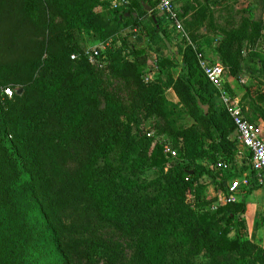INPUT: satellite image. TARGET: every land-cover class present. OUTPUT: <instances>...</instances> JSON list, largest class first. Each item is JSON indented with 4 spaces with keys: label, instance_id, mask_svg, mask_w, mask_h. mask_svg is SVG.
I'll use <instances>...</instances> for the list:
<instances>
[{
    "label": "trees",
    "instance_id": "obj_1",
    "mask_svg": "<svg viewBox=\"0 0 264 264\" xmlns=\"http://www.w3.org/2000/svg\"><path fill=\"white\" fill-rule=\"evenodd\" d=\"M113 1L0 0V264H47L49 255L51 264H122L121 242L65 233L58 215L79 207L85 223H111L130 238V264H264V248L247 234L245 203L207 198V180L228 195L231 176L216 164L234 166L240 145L198 59L208 45L227 77L246 70L264 79V51L256 50L264 42V0H250L241 26L227 13L236 0L194 1L184 24L190 41L165 28L153 0L117 8ZM220 5L225 26L216 21ZM127 28L134 33L118 45ZM93 42L110 43L103 56L110 77L133 87L128 103L83 56ZM244 88L245 117L264 124V89Z\"/></svg>",
    "mask_w": 264,
    "mask_h": 264
},
{
    "label": "built area",
    "instance_id": "obj_2",
    "mask_svg": "<svg viewBox=\"0 0 264 264\" xmlns=\"http://www.w3.org/2000/svg\"><path fill=\"white\" fill-rule=\"evenodd\" d=\"M157 10L166 16L171 24V27L180 34V37L184 40L190 41L187 32L184 29V25L179 13L178 0H154ZM125 1L117 3L114 8L122 6ZM110 46V43H100L94 47L85 48L83 56L94 66L101 68V58L103 52ZM72 60L77 59V55L71 57ZM198 59L201 68L203 69L207 79L219 90V100L223 107L227 110L229 115L233 119L235 126V133L239 140L240 146L247 150L252 160V170L257 174V179L260 185L264 186V135L262 129L255 123H251L244 115L240 103L236 101L225 88V78L227 76V69L221 62H209L205 59L202 53L198 54ZM155 72L151 71L146 82H150L153 79ZM240 82H244L240 79ZM5 94L8 97L13 96L11 89H6ZM151 135V134H150ZM165 153L171 154L176 157V153L171 149L169 145L165 146ZM217 167L221 170H228L229 165L225 162H219ZM248 183L247 180H245ZM240 182L234 181L229 186L228 195L223 198V204H229L236 201V195L240 190Z\"/></svg>",
    "mask_w": 264,
    "mask_h": 264
},
{
    "label": "rangeland",
    "instance_id": "obj_3",
    "mask_svg": "<svg viewBox=\"0 0 264 264\" xmlns=\"http://www.w3.org/2000/svg\"><path fill=\"white\" fill-rule=\"evenodd\" d=\"M123 1H125L126 3H123L122 6H128L129 1L114 0L112 2V7H114L115 4L121 3ZM179 1L181 2V0H178V3H179ZM194 1L204 2V0H202V1L201 0H193L192 3H189V6L187 7V9H192L193 11L196 10L197 4ZM193 3L195 6L193 5ZM191 5H193V7ZM229 5H230V7H229L230 9L227 10V13L232 14L234 16V22H235L236 26H241L243 23V20L246 17H248V14H246V17H245V14L243 13V11L249 9L250 0L229 1ZM223 6L224 5H220V6H218V8H215L217 14L220 13L219 11L221 9H223ZM178 7H179V13H180L183 25H184L185 22L190 19L192 13L190 10L186 13V8L180 7V4H178ZM102 10L103 9H101L100 11H102ZM155 10L158 13H160L157 10V7ZM227 13L225 12L224 14L227 15ZM160 14L162 16H164V18L166 19L165 28H167L174 35L173 31H175V30H173V28L171 27L170 22L168 21V19L166 18L165 15H163L162 13H160ZM261 14H262L261 11H258L257 12V18L261 17ZM139 32H140V30H139ZM130 33H134V31H132L130 28H127L125 31H123L122 35L117 38L118 45H121L124 42L123 36H126L127 34H130ZM261 40L262 41H260L259 47L256 49L259 52L264 51V42H263V39H261ZM213 42L211 41V44H213ZM95 43H97V42H95ZM95 43L94 42L91 43L90 45H88V47H94ZM172 46L177 47L176 44H173ZM248 48H249L248 45L245 43L243 45V49L241 51V55L243 58L247 57V55L249 54ZM153 57H157V55L153 54ZM151 61H152V59H150L149 63H151ZM101 63H102L101 68H99V70L101 71V73H103L105 78L109 79V84H110L109 87L111 89L117 91L121 95L122 99L126 103H128L129 98H130V94L133 90V87L123 80L110 77V65H109V60H108L106 54H104V56L102 57ZM240 77L244 81V83L242 85L243 87L251 82V84L254 85V87L264 89V79L252 80V78L248 72H245V73L243 72V75H241ZM143 124H144V129H145L146 133H150L151 135H153L154 134V128L152 127L151 123L149 121H144ZM257 125L261 128L260 123H257ZM184 165L186 166V163H184ZM216 168H217V164H216ZM233 203H235V202H233ZM82 213H84V209L82 207H79L76 210H69L67 213V216H62L61 213H60V215H58L59 221L61 222L62 226L65 229V233H67V235H72L74 237H80V238L89 239V240L121 242L126 249V255H125V258L123 259L124 261L122 264H130L132 259H133L135 250H136L135 246H134L133 242L130 240V238L128 236L124 235L119 228L112 225L111 223H100V224H93L91 222L85 223L84 218L81 215ZM0 248H5V247L0 246ZM47 253H50V251H48ZM47 257L48 258L44 259L45 262L47 264H51L52 257L50 255Z\"/></svg>",
    "mask_w": 264,
    "mask_h": 264
},
{
    "label": "crops",
    "instance_id": "obj_4",
    "mask_svg": "<svg viewBox=\"0 0 264 264\" xmlns=\"http://www.w3.org/2000/svg\"><path fill=\"white\" fill-rule=\"evenodd\" d=\"M202 1V0H201ZM193 0H181L179 1L180 7L187 8L189 3H192ZM194 5V3H193ZM193 5H191L193 7ZM195 6V5H194ZM194 9V8H193ZM193 14V10H190ZM220 13H216V21L219 22L221 25L225 26V19L221 18L226 17L227 15L224 14L225 12L219 11ZM209 39L221 38V36L210 33L208 35ZM209 62H220L219 57L214 53L213 48L204 45L203 53H202ZM155 57H152L154 59ZM247 72L244 70V73ZM178 71L176 72L175 76H177ZM155 76V75H154ZM153 76V78H154ZM241 77L238 79L227 77L225 78V83L228 84L229 89L232 95H235L237 99H234L240 102V98H242L246 92V89L242 86L244 82H240ZM167 98L170 102L177 103L179 100L173 90H169L166 93ZM257 124V123H255ZM263 135H264V124L260 123ZM233 138H237V134L234 133ZM240 145V143H239ZM235 164L234 166L230 163L228 170H222L227 175L231 176V178L227 182V187L234 181H239L241 184L240 190L236 195L235 202H244L245 203V220H246V228L247 234L251 241L255 242L259 246L264 248V227L261 225L262 217L264 216V186L260 185L257 179V174L252 170V160L249 152L239 146L238 152L234 157ZM226 163V162H225ZM204 166L210 167L208 162H204ZM250 167V168H247ZM248 181V183L245 182ZM207 189L206 194L208 199L213 198H220L222 195L221 200L225 198L223 194H220L216 191L215 187L209 180L206 181ZM256 187V188H255Z\"/></svg>",
    "mask_w": 264,
    "mask_h": 264
},
{
    "label": "water",
    "instance_id": "obj_5",
    "mask_svg": "<svg viewBox=\"0 0 264 264\" xmlns=\"http://www.w3.org/2000/svg\"><path fill=\"white\" fill-rule=\"evenodd\" d=\"M145 10L149 13H152V8L149 7L147 4H144ZM155 19V18H154ZM161 37L164 39L165 44L168 48V50L170 52H177L178 48L177 47H173L172 44L165 38V36L161 33ZM23 92V89H20L19 94H21ZM190 174H193V171H189Z\"/></svg>",
    "mask_w": 264,
    "mask_h": 264
}]
</instances>
